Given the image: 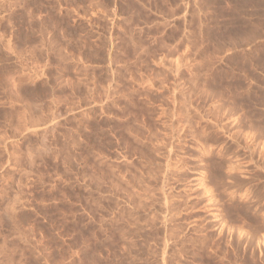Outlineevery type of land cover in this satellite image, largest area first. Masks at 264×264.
Wrapping results in <instances>:
<instances>
[{"label":"rangeland","instance_id":"1","mask_svg":"<svg viewBox=\"0 0 264 264\" xmlns=\"http://www.w3.org/2000/svg\"><path fill=\"white\" fill-rule=\"evenodd\" d=\"M0 264H264V0H0Z\"/></svg>","mask_w":264,"mask_h":264}]
</instances>
